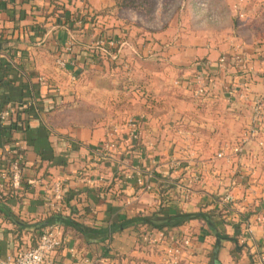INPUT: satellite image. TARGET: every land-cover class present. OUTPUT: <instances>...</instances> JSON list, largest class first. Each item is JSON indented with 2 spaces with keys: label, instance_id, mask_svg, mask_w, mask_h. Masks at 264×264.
<instances>
[{
  "label": "crops",
  "instance_id": "obj_1",
  "mask_svg": "<svg viewBox=\"0 0 264 264\" xmlns=\"http://www.w3.org/2000/svg\"><path fill=\"white\" fill-rule=\"evenodd\" d=\"M56 4L79 18L115 2L0 0V101L20 109L17 124L0 122V264L36 247L42 227L49 224L63 231L55 264H164L161 246L149 245L147 238L165 242L184 235L195 239L189 264H213L215 248L216 264H264V228H254L248 246L237 245L232 239L241 233L240 222L222 202L232 191L246 216L264 213V190L248 184V167L264 165V157L229 165L216 160L248 130L254 103L264 101V64L253 56L258 46L254 37L244 41L207 10L188 27L162 28L158 34L155 29L146 40L135 37L130 17L125 24L115 14L103 15L102 30L84 28L80 21L65 26ZM111 39L122 44L117 60L96 48L99 40L107 44ZM238 46L252 58L251 88L231 97L227 91L239 87L242 74L218 61ZM207 63L209 76L219 85L206 98H196V66ZM142 115L148 118L142 161L124 133L117 136L113 160L93 158L91 151L109 139L116 125ZM251 150L256 154L257 145ZM19 158L24 184L13 190L6 176L9 161ZM172 159L191 166L174 171ZM198 165L203 166V181L182 204L176 185L187 183ZM134 166L153 169L157 180L150 189L125 178ZM256 175V180L264 177ZM55 181L64 182L68 192L61 216L48 205L47 192ZM177 212L202 217L163 230L134 221L143 217L161 224Z\"/></svg>",
  "mask_w": 264,
  "mask_h": 264
},
{
  "label": "built area",
  "instance_id": "obj_2",
  "mask_svg": "<svg viewBox=\"0 0 264 264\" xmlns=\"http://www.w3.org/2000/svg\"><path fill=\"white\" fill-rule=\"evenodd\" d=\"M206 6L205 4L201 5ZM86 14V13H85ZM78 25L83 26L80 21ZM95 28V27H94ZM72 46V43L70 44ZM107 45V46H105ZM121 42L115 39H111L107 44L99 40L96 44V48L101 49L103 52L109 54L113 60H117V51L121 48ZM70 46V47H71ZM253 56L264 64V48L261 46L256 47ZM60 67H65V62L61 59L57 60ZM219 65L223 68L228 65L234 66L241 74L242 78L239 81V87L233 86L228 89L227 93L234 97L238 92L249 91L251 88L250 74L253 71L252 58L242 46H238L234 49V53L231 55H222L219 59ZM207 64H197L196 72L193 81V93L196 98H206L213 93L219 83L212 79L208 74ZM18 110V111H17ZM20 109L10 104L3 105L0 101V122L8 123L19 120ZM252 123L241 139L233 144L227 145L217 155L216 160L223 161L229 165L233 161L242 160L248 158L250 155L252 158L259 156L264 157V101L257 100L252 107ZM17 116V117H16ZM16 117V119H15ZM148 122L146 116H130L128 117L122 126L116 125L112 130L109 139L105 140L99 146L95 147L91 152L95 160L111 161L113 157L118 153L119 143L117 136L124 133V140L129 144L130 148H135L138 152L137 160L142 161L143 151L146 148L144 143V131L145 125ZM253 144L257 145V152H253L251 147ZM132 150V149H131ZM170 167L174 171L188 170L191 166L190 161L181 159L170 160ZM127 166V164H125ZM216 166H213L211 170L214 172ZM210 170V171H211ZM131 174L127 173L126 179L134 178L139 186H146L147 189L151 187V181L157 180L156 174L153 169H144L141 166H134L131 169ZM145 177V183H144ZM13 190H20L24 184L23 168L21 165V159H15L9 163V175L6 176ZM204 178L203 166L198 165L190 177L187 183L182 182L176 185L179 192L178 201L180 203L189 202L194 194L196 186L200 185ZM125 179V181H127ZM253 172H250V179L248 184L252 182V186H259L264 190V177H260L258 180ZM29 184L35 185L36 181H29ZM237 182L234 181L232 187H236ZM252 186H249V191L252 190ZM251 189V190H250ZM48 205L56 211L61 212L63 210V202L68 195L65 188V184L62 181H55L51 184L48 192ZM222 202L227 207V210L238 217L241 226V233L238 236V243L240 246H248L254 239V228H264V213H257L250 218L245 215V207L238 203L232 191H228L223 197ZM148 244L152 246H161L160 251L163 253L164 264H189L191 255L194 253L196 245L195 239L190 235H184L181 237L171 238L165 242L162 240L156 241L152 237H148ZM63 242L62 227L58 224L46 225L40 235L39 242L36 247L21 250L16 257L9 261L8 264H55L54 254L61 247Z\"/></svg>",
  "mask_w": 264,
  "mask_h": 264
},
{
  "label": "rangeland",
  "instance_id": "obj_3",
  "mask_svg": "<svg viewBox=\"0 0 264 264\" xmlns=\"http://www.w3.org/2000/svg\"><path fill=\"white\" fill-rule=\"evenodd\" d=\"M133 3L132 8H126L118 13V17L123 18L125 24L128 17H130V24L135 27V37L140 39H148L151 35V31L157 29V34L160 29L169 31L170 29L176 30L177 28H185L192 24V19L198 14L203 17L199 12H206L209 10V14L213 15L214 19L221 20V26H227L229 12L233 15L247 14L255 17V26L261 29L259 39L264 40V11H260V8H264V0H129ZM206 6L202 7L201 5ZM262 12V15L260 14ZM217 19V21H218ZM226 22V23H225ZM217 23V22H216ZM173 26V27H172ZM177 35L176 31H173V35ZM174 35V36H175ZM154 38V37H152ZM157 40V39H155ZM159 43V41H158ZM161 43V39H160ZM171 43V42H170ZM168 43V44H170ZM258 45V41L255 40ZM260 46V45H259ZM258 47V46H257ZM152 51V49L150 50ZM146 56H149V49L145 51ZM155 52V51H154ZM153 53V52H152ZM151 55V54H150ZM150 59V58H149ZM133 106V104L131 105ZM137 107V105H135ZM239 139L237 136L236 140ZM238 142V141H237ZM252 160L251 155L246 158ZM263 165V164H262ZM249 166V170L257 175L264 176V165ZM222 170V169H221Z\"/></svg>",
  "mask_w": 264,
  "mask_h": 264
},
{
  "label": "trees",
  "instance_id": "obj_4",
  "mask_svg": "<svg viewBox=\"0 0 264 264\" xmlns=\"http://www.w3.org/2000/svg\"><path fill=\"white\" fill-rule=\"evenodd\" d=\"M114 2H115L114 7L110 8V9L99 11V12L97 11L94 13L87 11L86 14L81 15L79 18L77 16H75L74 12H72L71 10H67L64 6L59 5V4H56L55 11L59 15L60 19L65 18V19H63V24L65 26L73 27V25L77 21H81L83 23L84 28H89L91 26L97 28L99 26L100 27L99 29L102 30V25L104 23L101 22V19H102L103 15L111 16V15L115 14L118 17V13H120L121 10L133 7V3L129 0H114ZM259 10L263 12L264 8L263 9L260 8ZM262 12H260L261 15H262ZM209 15H211V14H209ZM227 15L229 16L227 25L232 29V31L234 32V34L236 36H240V38H242L244 41H249L251 39V37H254V39L257 40L259 43L258 47H259V45L262 46L264 40L259 39V34H260L261 29L257 30V28L255 26V21H256L255 17L249 16L250 15L249 11L247 14H243L242 17H241L242 13L240 14V16L237 14L233 15L231 12H229V14L227 13ZM103 28H105V27H103ZM112 52H116V51L113 50ZM16 117H15V119H16ZM18 122H19V120H14L13 123L17 124ZM132 150H134V148H132ZM9 163H10V161H9ZM8 175H9V173H8ZM145 180L146 179L144 177V183H145ZM140 187L144 190L147 189L145 185L140 186ZM64 203H65V201L62 204L63 208H65ZM59 214L60 215H57V216L63 215L62 213H59ZM200 217H202V214H190V213H184V212H177L172 216L169 215V218L164 220V222L161 224L155 223V222L151 221L150 219L143 218V217L137 218L134 221L135 222L138 221L142 224H147V225H149V226H151L157 230H163V229L168 228V227H175V226L183 225L184 223H186L192 219H198ZM58 220L62 221V217L58 218L57 221ZM75 227L77 229L83 231V228L81 226L76 225ZM42 229H43V227H42ZM226 238L229 239L228 237H226ZM232 240L235 241L237 245H239L237 238L232 239ZM217 250L218 249L215 248L213 250V253L210 254L211 255V263H213V264H216Z\"/></svg>",
  "mask_w": 264,
  "mask_h": 264
}]
</instances>
